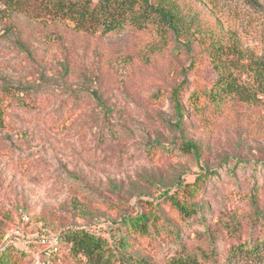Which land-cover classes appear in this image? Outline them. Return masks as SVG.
Listing matches in <instances>:
<instances>
[{"label": "rangeland", "instance_id": "obj_1", "mask_svg": "<svg viewBox=\"0 0 264 264\" xmlns=\"http://www.w3.org/2000/svg\"><path fill=\"white\" fill-rule=\"evenodd\" d=\"M155 2L177 17L178 34L156 24L110 35L76 31L38 2L27 14L0 17V87L32 94L28 106L11 103L0 120V248L9 246L0 264H35L27 244L3 241L21 215L30 243L90 225L110 233L114 246L130 217L174 220L165 197L205 170L219 178L199 181L187 200L212 227L228 214L245 216L249 193L264 206V101L209 98L219 75L248 84L247 66L264 62V0ZM182 141L197 144L200 155L182 153ZM236 160L247 166L233 177ZM196 222L183 228L188 248L201 244ZM127 242L122 256L155 264H168L175 248L166 234ZM228 245L220 244L224 256ZM59 248L55 264H85ZM226 264H264V257L241 254Z\"/></svg>", "mask_w": 264, "mask_h": 264}, {"label": "trees", "instance_id": "obj_2", "mask_svg": "<svg viewBox=\"0 0 264 264\" xmlns=\"http://www.w3.org/2000/svg\"><path fill=\"white\" fill-rule=\"evenodd\" d=\"M32 2H38L39 7H44L56 21L71 23L72 29L76 31L110 35L119 34L126 29L144 31L156 24L159 29H170L178 34L177 17L166 6L154 3V0H0V17L27 14ZM215 59L219 66L225 68L227 64L223 55ZM246 70L251 76L248 84H239L229 72L226 76L221 74L210 89L209 98L217 104L228 96L236 97L240 102L249 105L263 104L264 62L248 65ZM18 93L22 95L18 96ZM31 95L29 89L0 87V120L4 109L11 103L28 106L26 98ZM177 95H172L174 106L181 108ZM178 147L186 155H200L199 146L191 141H182ZM262 164L264 165V160ZM242 166H247V163L234 161L233 167L228 168L230 175L236 177L237 170ZM217 178L218 170H205L193 182L185 183L178 195L177 191L176 194L165 197V204L175 213L174 220L168 219L164 223L150 212L130 217L121 222V226L126 227L125 235L114 246H110L108 242L110 233L105 237V234L97 233L94 226L71 228L58 235L59 247L67 246L68 254L81 256L85 264H155L144 257L134 259L132 256H122L128 246V236L166 234L173 239L175 245L168 264H226L238 255L249 253L264 257V206L259 203L257 191L249 193V212L245 216L239 219L235 213L228 214L227 219L218 226L216 222L215 227L205 222L206 216L200 212L201 206L198 203L187 200V196L198 188L199 181L202 183L204 180ZM197 218L200 219V222H196L197 227L203 226L197 232L201 244L188 248L182 241L183 228L194 224ZM244 228L248 230L245 237L242 235ZM256 231L258 232L255 234ZM223 241L229 244L225 256L220 250ZM8 247L0 248V257ZM220 260L222 261L219 262Z\"/></svg>", "mask_w": 264, "mask_h": 264}, {"label": "built area", "instance_id": "obj_3", "mask_svg": "<svg viewBox=\"0 0 264 264\" xmlns=\"http://www.w3.org/2000/svg\"><path fill=\"white\" fill-rule=\"evenodd\" d=\"M28 222V217L20 216V221L16 225H12L4 231V242L16 246L19 243L27 244L28 253L33 258L35 264H55V257L59 255V242L56 238L47 236H39L36 240L30 243L26 236L24 226Z\"/></svg>", "mask_w": 264, "mask_h": 264}]
</instances>
